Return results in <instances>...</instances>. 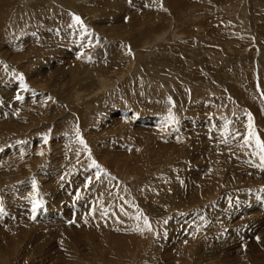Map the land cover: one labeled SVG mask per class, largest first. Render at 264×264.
I'll list each match as a JSON object with an SVG mask.
<instances>
[{
	"label": "rangeland",
	"instance_id": "1",
	"mask_svg": "<svg viewBox=\"0 0 264 264\" xmlns=\"http://www.w3.org/2000/svg\"><path fill=\"white\" fill-rule=\"evenodd\" d=\"M257 139L264 0H0V264H264Z\"/></svg>",
	"mask_w": 264,
	"mask_h": 264
},
{
	"label": "snow or ice",
	"instance_id": "2",
	"mask_svg": "<svg viewBox=\"0 0 264 264\" xmlns=\"http://www.w3.org/2000/svg\"><path fill=\"white\" fill-rule=\"evenodd\" d=\"M74 21L76 22V23H79V24H82V21L80 20V17H78V16H74ZM20 80H23V76L21 75V76H19L18 77ZM18 99L20 98V97H17ZM250 127H251V125H250ZM251 135H255V133L253 132V133H251ZM45 142H47V138L45 137ZM82 143H83V141H81ZM257 144H258V146L261 148V150L262 151H264V144H261V142L259 141V139H257ZM42 154V153H41ZM262 159H264V157H262Z\"/></svg>",
	"mask_w": 264,
	"mask_h": 264
},
{
	"label": "bare ground",
	"instance_id": "3",
	"mask_svg": "<svg viewBox=\"0 0 264 264\" xmlns=\"http://www.w3.org/2000/svg\"><path fill=\"white\" fill-rule=\"evenodd\" d=\"M187 1V0H186ZM179 2V1H178ZM176 3V2H175ZM180 4V3H179ZM182 4V3H181ZM183 5H185V4H183ZM186 6V5H185ZM188 7V6H187ZM178 8V7H177ZM140 21V20H139ZM130 29V28H129ZM144 31H145V29H144ZM145 33H146V31H145ZM144 33V34H145ZM146 36V35H145ZM129 41V40H128ZM118 45V44H117ZM116 48H118L117 46H116ZM120 48V47H119ZM116 50V49H115ZM115 52V51H114ZM145 53V52H144ZM114 54H116V53H114ZM118 56V55H117ZM117 56H116V58H117ZM124 57V56H123ZM111 58H113V57H111ZM120 58V57H119ZM121 58H122V56H121ZM125 59H128V55H126V57H124ZM121 60V59H120ZM116 61V59L114 60V62ZM129 61V60H128ZM123 63V62H122ZM88 70H89V68H88ZM91 71V70H90ZM39 72V71H38ZM38 72H37V74H38ZM55 73V72H54ZM86 73V72H85ZM62 74V73H61ZM54 75V74H53ZM52 75V76H53ZM36 76H38V75H36ZM85 76V75H84ZM88 76V75H87ZM45 78V77H44ZM49 78V77H48ZM47 80H50V79H47ZM149 81H147V83H148ZM156 89V88H155ZM159 90V89H158ZM155 92V91H154ZM12 124V123H11ZM14 125H15V123H14ZM13 127V126H12ZM215 135V134H214ZM223 135V134H222ZM215 138V137H214ZM212 139H213V137H212ZM186 201V200H185ZM188 201V200H187ZM188 206V205H187ZM223 209V208H222ZM228 213V212H227ZM194 232V231H193ZM126 239V238H125ZM209 241V240H208ZM121 243V242H120ZM117 245V244H116ZM123 246V245H122ZM121 247V246H120ZM118 250H119V248H118ZM122 250V249H121ZM29 255V254H28Z\"/></svg>",
	"mask_w": 264,
	"mask_h": 264
}]
</instances>
